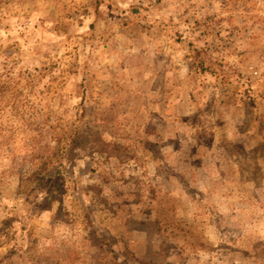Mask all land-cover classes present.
Returning <instances> with one entry per match:
<instances>
[{
  "label": "rangeland",
  "instance_id": "1",
  "mask_svg": "<svg viewBox=\"0 0 264 264\" xmlns=\"http://www.w3.org/2000/svg\"><path fill=\"white\" fill-rule=\"evenodd\" d=\"M0 264H264V0H0Z\"/></svg>",
  "mask_w": 264,
  "mask_h": 264
},
{
  "label": "trees",
  "instance_id": "2",
  "mask_svg": "<svg viewBox=\"0 0 264 264\" xmlns=\"http://www.w3.org/2000/svg\"><path fill=\"white\" fill-rule=\"evenodd\" d=\"M57 149L55 151H57ZM115 157H117V156H115ZM58 159H59V161H58L59 162V165L61 166L62 165V162H63V159H64V156H60V158H58Z\"/></svg>",
  "mask_w": 264,
  "mask_h": 264
}]
</instances>
